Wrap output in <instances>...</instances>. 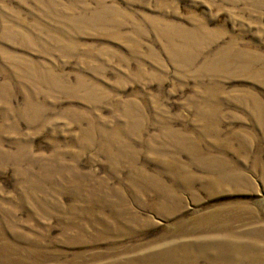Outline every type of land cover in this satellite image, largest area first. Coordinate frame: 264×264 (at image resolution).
Listing matches in <instances>:
<instances>
[{"label":"rangeland","instance_id":"rangeland-1","mask_svg":"<svg viewBox=\"0 0 264 264\" xmlns=\"http://www.w3.org/2000/svg\"><path fill=\"white\" fill-rule=\"evenodd\" d=\"M0 264H264V0H0Z\"/></svg>","mask_w":264,"mask_h":264},{"label":"bare ground","instance_id":"bare-ground-1","mask_svg":"<svg viewBox=\"0 0 264 264\" xmlns=\"http://www.w3.org/2000/svg\"><path fill=\"white\" fill-rule=\"evenodd\" d=\"M232 210V209H231ZM227 214L225 213V211L222 213V209H218L216 211H214L212 213V217L211 219H213L211 221V225L209 224L207 226V229H205V231L203 233L205 234H214V233H222L220 231H224L226 230L225 228H227V223L229 221H231L230 217L226 216ZM230 216V215H229ZM208 217V216H207ZM237 218V217H236ZM242 221V219H241ZM200 225V224H199ZM226 225V226H225ZM234 227V226H233ZM237 230V229H236ZM234 231V230H233ZM214 232V233H213ZM228 233V231L226 232ZM225 233V234H226ZM236 234V233H235ZM206 235V236H207ZM223 235V234H221ZM202 236V235H201ZM215 236V235H214ZM205 237V236H204ZM212 237V235H211ZM207 238V237H206ZM234 235H232L231 233L226 235V238L224 239H220L216 242V247H219L223 242H231L234 239ZM203 239V238H202ZM209 240V239H207ZM211 240V239H210ZM217 240V239H216ZM259 241V240H258ZM202 242V240H201ZM204 242V241H203ZM260 242V241H259ZM257 244V239L254 236V238L248 243L246 244L245 248L242 250V246L239 245L236 242H231L229 243L228 247H234L235 251H241L242 250V254L244 255L242 260H244L245 258L253 260L254 262H256V259L258 258V252L261 251L259 250V246L256 245Z\"/></svg>","mask_w":264,"mask_h":264}]
</instances>
